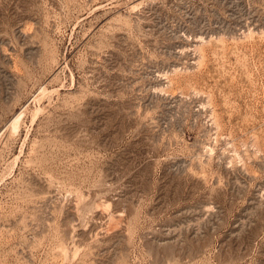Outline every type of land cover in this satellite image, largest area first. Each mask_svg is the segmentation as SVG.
<instances>
[{
    "label": "rangeland",
    "instance_id": "rangeland-1",
    "mask_svg": "<svg viewBox=\"0 0 264 264\" xmlns=\"http://www.w3.org/2000/svg\"><path fill=\"white\" fill-rule=\"evenodd\" d=\"M0 264H264V0H0Z\"/></svg>",
    "mask_w": 264,
    "mask_h": 264
}]
</instances>
